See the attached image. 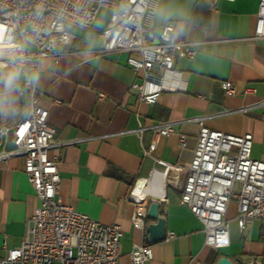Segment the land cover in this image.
<instances>
[{"label": "crops", "instance_id": "crops-1", "mask_svg": "<svg viewBox=\"0 0 264 264\" xmlns=\"http://www.w3.org/2000/svg\"><path fill=\"white\" fill-rule=\"evenodd\" d=\"M258 2L218 0L212 7L207 0H158L157 10L166 8L171 16L161 21L155 14L153 32L171 23L174 37L191 43L197 53L194 59H174L180 89L161 93L155 103L138 99L130 87L140 73L133 75L127 53L99 54L97 17L88 30L71 29L73 38L61 45L56 63L41 58L36 91L54 131L46 154L58 157L59 195L74 210L120 226L118 264H131L128 254L134 244L150 246L149 264H216L222 256L234 264H264V224L254 220L240 230L232 200L225 215L229 244L218 249L207 245L200 220L182 203L179 187L167 181L180 184L185 172L164 176L154 160L185 168L196 145L197 117L209 129L250 133L251 156L264 160V38L255 37ZM86 32L94 33L95 46L83 63ZM224 82L231 83L232 94H225ZM9 107L7 114H0V124L25 114L26 102L18 91ZM165 120L173 122L174 131L153 134L152 127ZM4 148L14 146L7 142ZM144 179V198H159V215L166 233L175 234L172 238L145 243L146 226L154 222L147 208L144 227L132 225L135 200L130 194L134 183ZM164 180L163 196L154 195ZM38 205L22 156L0 161V256L4 247L20 245Z\"/></svg>", "mask_w": 264, "mask_h": 264}, {"label": "built area", "instance_id": "built-area-1", "mask_svg": "<svg viewBox=\"0 0 264 264\" xmlns=\"http://www.w3.org/2000/svg\"><path fill=\"white\" fill-rule=\"evenodd\" d=\"M207 1L213 7L218 0ZM37 7L43 9V18L35 21L42 30L34 37L29 26L34 22ZM157 7L158 0H0V48L18 49L25 40L34 38L35 42L22 53L31 61L27 66L37 61L40 64L46 56L56 63L61 51L51 47L53 40L60 44V38L67 34L71 41L72 28L88 30L99 11L105 10L109 17L97 33L101 39L99 54L127 53L126 64L133 75L140 73V79L132 81L130 87L138 99L155 103L161 93L180 89V72L174 69V59H194L197 53L191 43L174 37L171 23H165L158 34L153 32ZM81 18L87 21L84 28L79 24ZM60 24L64 31L56 30ZM255 37L264 38V0L258 2ZM0 67L4 65L0 63ZM21 87L18 94L25 99L26 112L0 124V161L14 154L22 156L23 171L39 205L27 221L22 242L16 247H4L0 264H118L120 226L100 223L62 201L58 157L46 154L54 132L47 123V109L39 102L36 86ZM224 92L233 93L231 83L224 82ZM195 121L199 131L185 168L154 160L162 166L164 176L185 172L180 184L177 179L167 181L179 187L182 203L200 220L204 242L218 249L229 244L225 215L232 200L236 203L235 221L240 230L254 220L264 224V160L251 156L250 133H225L205 127L199 117ZM173 131L170 120L152 127L153 134L167 135ZM7 142L14 146L13 150H5ZM180 145H185L183 135ZM152 148L153 144L146 152L148 155ZM145 183L146 179L135 182L130 194L135 200L131 222L137 228L145 225L149 202H159L155 197L145 200ZM167 184L159 183L152 193L163 196L162 186ZM174 236L169 231L165 237ZM128 257L131 264H149L150 246L134 244Z\"/></svg>", "mask_w": 264, "mask_h": 264}, {"label": "clouds", "instance_id": "clouds-1", "mask_svg": "<svg viewBox=\"0 0 264 264\" xmlns=\"http://www.w3.org/2000/svg\"><path fill=\"white\" fill-rule=\"evenodd\" d=\"M156 16L161 21H167L171 12L166 8H160L156 11ZM43 18V9L37 7L34 13V22L29 26L34 37H37L42 29H40L35 21H39ZM81 28L86 27L87 21L85 18L79 20ZM96 27H102V24L98 21ZM57 31H64L63 25L56 26ZM24 35V30H21V36ZM94 33L86 32L84 36L85 50L82 53V62L87 63L91 56V49L95 46ZM34 38L25 40L18 49H3L0 48V63L4 65L0 69V114H7L10 111V97L12 93L21 91L22 85L26 87H34L39 84L41 79V71L39 62L29 67L31 63L26 57L22 55L27 45L34 43ZM70 43V38L67 34L60 38V44H57L53 40L51 47H55L57 50L62 51L61 45H67Z\"/></svg>", "mask_w": 264, "mask_h": 264}, {"label": "water", "instance_id": "water-1", "mask_svg": "<svg viewBox=\"0 0 264 264\" xmlns=\"http://www.w3.org/2000/svg\"><path fill=\"white\" fill-rule=\"evenodd\" d=\"M160 203L157 200L149 202L147 207V217L154 219L145 230V243H154L164 239L166 231L164 219L159 215ZM216 264H234L227 257H220Z\"/></svg>", "mask_w": 264, "mask_h": 264}, {"label": "rangeland", "instance_id": "rangeland-1", "mask_svg": "<svg viewBox=\"0 0 264 264\" xmlns=\"http://www.w3.org/2000/svg\"><path fill=\"white\" fill-rule=\"evenodd\" d=\"M108 17H109V13L105 10H100L98 15H97V19L95 22V26L97 24V22L99 21L102 24V27H100L101 29H103L108 21ZM76 31H80V29L75 28V32ZM3 67H0V69H2Z\"/></svg>", "mask_w": 264, "mask_h": 264}, {"label": "bare ground", "instance_id": "bare-ground-1", "mask_svg": "<svg viewBox=\"0 0 264 264\" xmlns=\"http://www.w3.org/2000/svg\"><path fill=\"white\" fill-rule=\"evenodd\" d=\"M162 179H163V176H161V180L160 181H162Z\"/></svg>", "mask_w": 264, "mask_h": 264}]
</instances>
